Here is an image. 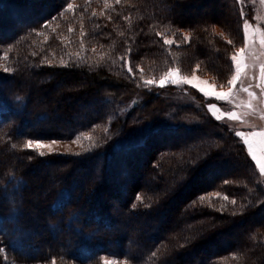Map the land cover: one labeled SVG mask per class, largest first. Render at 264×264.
Returning a JSON list of instances; mask_svg holds the SVG:
<instances>
[{"label":"trees","instance_id":"16d2710c","mask_svg":"<svg viewBox=\"0 0 264 264\" xmlns=\"http://www.w3.org/2000/svg\"><path fill=\"white\" fill-rule=\"evenodd\" d=\"M251 12L0 0V264H264V184L245 145L198 89L183 87L203 107L144 83L177 68L227 86ZM141 125V141L119 143ZM80 137L71 153L27 147Z\"/></svg>","mask_w":264,"mask_h":264},{"label":"rangeland","instance_id":"374dc122","mask_svg":"<svg viewBox=\"0 0 264 264\" xmlns=\"http://www.w3.org/2000/svg\"><path fill=\"white\" fill-rule=\"evenodd\" d=\"M239 5L242 9V12L245 14L247 10L252 9L251 18H245L244 22L247 21L248 29L247 35H245L244 29V37L245 44L243 48L245 49V53L242 56V71L240 80L237 82L235 89L233 91L232 97L227 101H221L216 98H212V101L207 103L205 109L208 114L213 116L223 123H225L231 130L234 131H247L249 129L258 131L260 129H264V74L261 73V68L264 66V44L261 43L264 40V0H238ZM244 28V25H243ZM168 40H172L171 38H167ZM240 50V49H239ZM239 50L236 52L238 59H241L239 54ZM234 62V74H236V62ZM175 73L178 79L186 78L188 80L194 81V84H200L201 87L210 88L216 92L228 91L229 85L219 87L216 85L214 81L210 79L209 76H201L197 73H192L190 75H182L177 68H173L166 72L160 79L155 80L158 86L159 81L170 74ZM232 75V76H233ZM232 78V77H231ZM230 78V80H231ZM152 81V80H151ZM175 86V92L172 94L170 91L163 90L162 97L165 98L168 102L178 103V104H189V105H197L198 103L195 100V97L186 93V90H183L184 86L194 87L193 85L187 83H166L167 85ZM198 89V88H196ZM247 89V91H245ZM199 90V89H198ZM253 93V95H249V93ZM172 94V95H171ZM203 94V93H202ZM139 100H133L127 109H130L134 105L138 104ZM214 104L215 108L209 109L208 105ZM199 105V104H198ZM251 105V107H249ZM203 107L202 105H199ZM236 113L242 119L239 121L231 120L228 118L229 113ZM166 121H162V124ZM150 127V125H149ZM149 127L146 125L138 126L134 129L135 132L131 131L128 138L122 140L121 143L128 142H139L143 139V136L148 131ZM85 138V137H84ZM83 137L69 139V140H61V139H51V140H32L33 144L37 141L51 146V153L61 152V153H71L79 150L84 141ZM181 139L184 140L183 137ZM52 141H56L55 144ZM246 150L247 146L245 145ZM37 151H43L45 153H50L49 148L45 147L43 149H39ZM251 157V156H250ZM254 161V160H253ZM255 162V161H254ZM256 164V162H255ZM258 170L259 167L256 164ZM41 169V168H40ZM39 169V170H40ZM42 174L45 173L47 177H52L53 170L45 171L44 169L40 170ZM260 172V170H259ZM261 180L264 184V173H261ZM48 186V185H45ZM44 189H46L44 187ZM104 264H128L122 258L116 257H103Z\"/></svg>","mask_w":264,"mask_h":264},{"label":"snow or ice","instance_id":"6c2138e0","mask_svg":"<svg viewBox=\"0 0 264 264\" xmlns=\"http://www.w3.org/2000/svg\"><path fill=\"white\" fill-rule=\"evenodd\" d=\"M117 3H119V0H117ZM69 8H71V5H69ZM244 29H245V35H247V29H248L247 21L244 22ZM158 35H162V34H158ZM185 39H187V37ZM163 43L165 45L170 46L174 43V41L163 39ZM228 43L232 44L233 41L229 40ZM261 43L264 44V40H262ZM244 53H245V49L242 47L240 48L239 54H238L241 56V59H238L237 55H233L231 57V59L236 62V74L232 76L231 80L227 81V84L230 86L228 88V91L216 92L210 88L201 87L200 84H194V81L192 80H188L186 78L178 79L175 73H172L169 76L162 78L159 81L158 86L164 87L166 83H174V84L187 83V84L193 85L196 88H198L199 91L205 95V97H212V98H216L221 101H227L232 97L235 86L237 85V82L240 80L241 71H242V56ZM128 54L129 56L131 55V49H129ZM5 70L7 71V69ZM127 71L129 73H133V68L129 66L127 68ZM261 73L264 74V66H262L261 68ZM144 83L148 85H153V84H156V81L149 80V81H145ZM245 91H247V89H245ZM249 95H253V93L250 92ZM208 107L209 109H212V108H215V105L209 104ZM249 107H251V105H249ZM228 118H230L231 120H236V121H239L242 119L240 116H238L234 112L229 113ZM217 119H220V117H217ZM235 135L241 139V142L244 145L247 146L248 154L251 156L252 160H254L256 164L258 165L260 172L264 173V129H260L258 131H254L251 129L247 131H235ZM52 143L55 144L56 141H52ZM27 147L29 149H34V150H39V149H43L47 147L49 148V152L51 153V146L45 145L39 141L33 144V141L29 140L27 142ZM38 154L41 156L45 155L43 151H40ZM77 155H79V153H77ZM232 203H235V201H232Z\"/></svg>","mask_w":264,"mask_h":264}]
</instances>
